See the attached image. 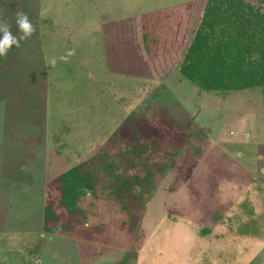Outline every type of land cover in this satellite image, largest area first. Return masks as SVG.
<instances>
[{"label": "rangeland", "instance_id": "obj_1", "mask_svg": "<svg viewBox=\"0 0 264 264\" xmlns=\"http://www.w3.org/2000/svg\"><path fill=\"white\" fill-rule=\"evenodd\" d=\"M185 1L0 0L14 34L17 11L37 27L0 57V264H264L261 89H204L179 70L178 48L149 55L145 15L168 18ZM245 1L264 11V0ZM148 105L177 140L184 135L175 126L206 133L200 151L173 157L140 207L126 194L123 208L99 165L95 193L84 181L79 194L60 191L62 175L103 147L125 168L127 153L116 154L123 135L105 143ZM47 205L56 218L45 223Z\"/></svg>", "mask_w": 264, "mask_h": 264}, {"label": "trees", "instance_id": "obj_2", "mask_svg": "<svg viewBox=\"0 0 264 264\" xmlns=\"http://www.w3.org/2000/svg\"><path fill=\"white\" fill-rule=\"evenodd\" d=\"M196 1L187 0L186 3L174 6L175 12L168 18L158 19L159 14L155 12L145 15L147 22H151L153 31L149 32L152 42H148L149 55L154 57L155 54L170 53L178 48L172 55L175 58L184 53L179 70L197 86L222 90L228 87L240 89L258 86L264 101V11L245 0H202L204 6L201 10L196 7L195 11L193 6ZM173 10L170 9V12ZM176 12L181 13L175 15ZM176 23L184 24V30L181 31ZM179 59H176L174 65H178ZM167 71L164 68L162 74L166 75L169 73ZM202 75H208L213 85L203 81L206 78ZM164 125L162 114L149 105L141 107L135 114L128 115L105 143L118 144V137L123 135L124 141L118 144L116 154L127 153L126 159L120 160L124 161L127 168L118 164L117 156L111 157L107 148L103 147L87 160L89 164L95 161L93 167L91 164L88 166L85 160L62 175L67 177L68 182L64 185L65 181L59 179L60 191L63 192L64 188L68 187L70 191L76 190L79 194L78 187L80 182L84 181L87 187L92 189L91 192L95 193L98 182L96 170L99 165L106 174L112 175L110 185H113L116 194L122 197L125 210L128 209L124 196L126 194H130L128 197L133 206H142L155 188L154 180L157 174L173 166L170 160L176 155H184V148L199 152L200 142L206 138L204 132L192 134L185 127L175 126L174 131L184 135V139L177 140L164 129ZM129 168L131 173L127 175ZM73 194L67 193L66 202L75 207ZM64 197L65 193H62L61 203L65 201ZM45 213V223L56 218L48 205L45 207ZM47 228L50 232L56 229Z\"/></svg>", "mask_w": 264, "mask_h": 264}, {"label": "clouds", "instance_id": "obj_3", "mask_svg": "<svg viewBox=\"0 0 264 264\" xmlns=\"http://www.w3.org/2000/svg\"><path fill=\"white\" fill-rule=\"evenodd\" d=\"M15 24L18 34L12 32V23L10 20L0 18V33H2V37H0V57H7L13 47L20 48L22 41L29 40L37 32L36 25L28 14L23 11H17L15 13ZM74 54V49L69 50L67 54L60 59L67 61L68 58ZM48 63L55 67L56 58L53 57Z\"/></svg>", "mask_w": 264, "mask_h": 264}, {"label": "crops", "instance_id": "obj_4", "mask_svg": "<svg viewBox=\"0 0 264 264\" xmlns=\"http://www.w3.org/2000/svg\"><path fill=\"white\" fill-rule=\"evenodd\" d=\"M197 8H198V7H197ZM171 73H172V71H171V72H169V73H167V74H166V75H164V76L166 77V76L170 75Z\"/></svg>", "mask_w": 264, "mask_h": 264}]
</instances>
